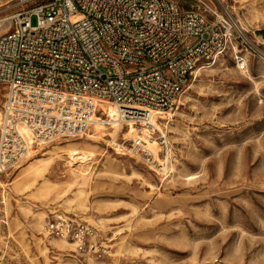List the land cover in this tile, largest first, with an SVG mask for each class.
<instances>
[{"label": "rangeland", "instance_id": "obj_1", "mask_svg": "<svg viewBox=\"0 0 264 264\" xmlns=\"http://www.w3.org/2000/svg\"><path fill=\"white\" fill-rule=\"evenodd\" d=\"M204 1L225 9L264 51V0ZM29 4L0 0V34ZM247 58L240 71L225 53L169 112L165 175L85 136L37 145L18 168L0 172V264H80L74 247L43 231L53 213L94 227L109 248L105 264H264V62ZM67 146L94 152L82 156L87 167L72 165L86 167L88 180L71 175ZM114 159L115 171L130 177L107 172Z\"/></svg>", "mask_w": 264, "mask_h": 264}, {"label": "built area", "instance_id": "obj_2", "mask_svg": "<svg viewBox=\"0 0 264 264\" xmlns=\"http://www.w3.org/2000/svg\"><path fill=\"white\" fill-rule=\"evenodd\" d=\"M15 1L30 4L0 34V172L18 168L37 145L84 136L91 115L101 113L97 101L168 145V119H156L161 133L152 113L177 109L200 72L227 52L240 71L247 53L264 62V51L244 39L228 12L204 0L188 8L174 0ZM129 142L155 171L145 142ZM43 231L72 244L80 264H105L109 257L85 221L53 213Z\"/></svg>", "mask_w": 264, "mask_h": 264}, {"label": "bare ground", "instance_id": "obj_3", "mask_svg": "<svg viewBox=\"0 0 264 264\" xmlns=\"http://www.w3.org/2000/svg\"><path fill=\"white\" fill-rule=\"evenodd\" d=\"M10 1L11 0H9V2ZM96 106L98 110H101V113L100 115H96V114L91 115V118L89 119V122H88L87 132L84 135L86 137L85 138L86 141H89L90 143L93 142L95 144L106 142L107 146H109L110 148H113V150L116 152L118 156L125 154L132 158V155L134 156V153L131 150H129L124 145V143L128 140L138 138L141 141L145 142V148L152 155L153 162H155L156 164L155 171L158 174L165 175L168 172V170L171 169V166H172L170 164V153L171 152H170L168 145L162 146L154 139L149 140L147 138L148 132L145 129H142L140 132H137V130L132 125L123 124L122 120L117 117V111L115 107L111 105L110 103L106 101H97ZM170 114L171 113L169 112L168 113H152L151 122H152L153 127L162 133V129L160 128V125H158V122L156 119L157 118H160V119L167 118ZM101 115H105V119H102ZM123 125L125 127L124 130L122 129ZM25 133L29 139V135L27 134V132ZM63 152L66 156H68L67 158L69 159V162L67 161L65 165H69V167H71L72 165L73 166L78 165L79 167L83 165L86 166V162L91 161V159L85 160L82 156L86 154L87 155L94 154V152L91 150L82 149V148L78 149L76 147H71V146H67L66 148H64ZM135 157L138 158L137 154H135ZM58 160L59 158L54 160V165L57 164ZM42 165L43 164H41V166ZM73 166L70 168V173L74 178H79V179L85 178L88 180L87 178L88 173H86L87 166L85 167V169L77 168L76 170ZM116 168H117V161L114 159V161H112L109 164L107 172L111 173L113 176H118V178L130 177V175H126L122 170L121 172H116L115 171ZM39 170L40 169H37L36 172H38ZM131 175H134V172H132ZM185 177H186L185 180L191 181L195 179L197 176L193 174H188V175H185ZM78 193H79L78 196H80L82 195L83 192L79 191ZM35 222H36L35 223L36 225L41 224L42 216L38 215L35 218ZM57 243L61 247H64L66 245V246L73 248V245L64 239L58 240Z\"/></svg>", "mask_w": 264, "mask_h": 264}]
</instances>
